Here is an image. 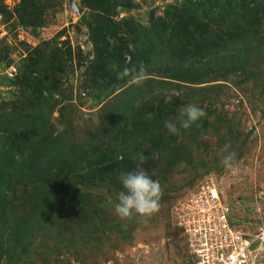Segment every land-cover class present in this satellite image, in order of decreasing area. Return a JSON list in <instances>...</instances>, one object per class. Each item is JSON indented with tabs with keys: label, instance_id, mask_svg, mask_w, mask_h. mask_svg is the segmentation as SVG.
<instances>
[{
	"label": "trees",
	"instance_id": "obj_1",
	"mask_svg": "<svg viewBox=\"0 0 264 264\" xmlns=\"http://www.w3.org/2000/svg\"><path fill=\"white\" fill-rule=\"evenodd\" d=\"M5 1L0 14L27 28L45 26L46 14L57 8L55 0H20L10 10ZM183 2L170 3L163 17L151 16L144 26L136 19L115 21L135 6L133 0H82L85 12L77 26L88 31V52L69 36L60 46L64 29L32 49L15 77L2 78L18 94L0 105V264L44 256L62 264L72 246L97 248L108 231L125 233L81 185L120 191V175L138 167L158 181L178 171L189 181L167 186L160 201L174 204L181 189L195 185L192 172L205 166L196 155L210 151L211 130L228 151L242 156L247 136L215 108L224 86L217 82L239 76L234 84L245 95L264 94V0ZM84 52L94 55L89 64ZM113 61L121 67L143 62L148 79L142 86L117 80L109 69ZM74 66H86L81 89L99 106L86 119L79 115L82 95L75 102L55 77L74 72ZM190 104L206 113L199 127L169 134L165 122H177L180 109ZM55 112L59 125L52 122ZM230 216L242 226L234 212Z\"/></svg>",
	"mask_w": 264,
	"mask_h": 264
},
{
	"label": "rangeland",
	"instance_id": "obj_2",
	"mask_svg": "<svg viewBox=\"0 0 264 264\" xmlns=\"http://www.w3.org/2000/svg\"><path fill=\"white\" fill-rule=\"evenodd\" d=\"M19 1L6 0L5 3L10 10H13ZM133 1L136 4L130 11L126 9L115 17L117 24L126 18L127 20L136 19L145 26L151 16L163 17L170 3L184 4V0ZM54 3L57 8L55 11H48L47 23L42 27L27 28L20 24L15 16L6 20L5 16L0 15V54L3 59L0 70L7 69L11 64L16 65L18 69L21 61L32 49L44 41L53 39L61 30L65 29L66 32L59 39L60 46H63L61 41H64L67 36L71 37L73 43L86 40L87 29L84 26L79 28L77 26L85 12L82 0H55ZM86 52H84L87 57L85 61L89 64L88 60L93 59L94 55ZM256 61L258 60L251 62L253 67H258ZM85 68L86 66L75 67L74 72L55 76L57 84L65 86L75 102L78 101V96L82 95L85 102L81 106L79 115L84 119L92 114L95 116L99 107L88 100V96L83 94L86 91L81 89V84L85 80ZM1 72L0 105L14 101L18 94L16 87L2 84L5 72L3 74ZM236 80H239V76L217 82L224 86L219 87V99L215 106L219 114L225 113L233 117L236 123L234 126L241 127L244 135L247 136V144L243 146L242 156L235 155L233 164L235 171L226 169L221 164L222 156L226 155L223 139L217 137L211 130L210 151L196 155L198 159L203 160L205 166L201 165L198 172H195L196 170L192 172L193 175L195 174L193 178L197 176L195 185L192 188L181 189L174 204L165 198L160 211L150 218L136 215L131 220H121L114 212L113 203L109 202L110 199L115 201L117 189H107L101 185L96 187L97 183L81 185L84 192L92 193L101 206L122 224L125 233L122 234L116 230L108 231L107 237L102 235L97 248L88 249L85 248L86 246L83 248L82 244L79 245L80 247L72 246L62 255L61 259L64 261L62 264H184L189 256L182 228L177 221L176 208L185 200L189 201L191 193L206 181L212 182L219 188L222 199L232 207V213L234 212L235 219L239 220L241 225L255 230L264 222V94L259 95L247 90L245 95L238 85L234 84ZM257 93L261 92L257 91ZM59 118L58 112L52 114V122L57 125H59ZM81 122L79 125L83 127ZM218 130L219 128L216 132ZM233 152L236 154L235 151ZM187 175L178 174V171L166 174L164 180L159 181L162 192L166 193L167 186L173 183L182 185L189 181ZM48 260L45 256L44 258L32 257L28 264H46ZM2 264L9 263L4 260ZM48 264L59 263H56L53 258L48 261Z\"/></svg>",
	"mask_w": 264,
	"mask_h": 264
},
{
	"label": "built area",
	"instance_id": "obj_3",
	"mask_svg": "<svg viewBox=\"0 0 264 264\" xmlns=\"http://www.w3.org/2000/svg\"><path fill=\"white\" fill-rule=\"evenodd\" d=\"M79 44L84 51L89 47L84 39ZM1 71L13 77L17 67ZM197 188L176 208L189 255L184 264H264V222L255 230L233 225L232 207L219 188L208 181Z\"/></svg>",
	"mask_w": 264,
	"mask_h": 264
},
{
	"label": "clouds",
	"instance_id": "obj_4",
	"mask_svg": "<svg viewBox=\"0 0 264 264\" xmlns=\"http://www.w3.org/2000/svg\"><path fill=\"white\" fill-rule=\"evenodd\" d=\"M109 69L115 73L117 80H125L130 86H142L148 79L147 67L143 62H139L136 65H125L121 67L113 61L110 63ZM17 74L18 69L16 75ZM5 75L9 77L7 74H4V76ZM205 116L206 113L202 108L190 104L180 109L177 122L166 121L164 127L169 134L176 135L179 133L180 129L187 130L193 125L199 127L198 122ZM229 147L230 146L227 144L224 146V152L227 154L222 156L221 164L226 169L235 171L233 164L236 154L228 151ZM138 159L140 165L145 164L146 157L143 153L139 154ZM119 179L122 190L115 193V201L110 199L109 202L113 203L114 212L121 220H131L136 215L143 218H150L160 211V201L163 195L161 185L158 180L152 179L143 167H138L135 171L122 173ZM187 260L188 259H186L184 263Z\"/></svg>",
	"mask_w": 264,
	"mask_h": 264
}]
</instances>
